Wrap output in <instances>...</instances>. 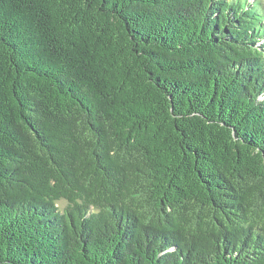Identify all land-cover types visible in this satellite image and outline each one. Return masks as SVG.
<instances>
[{
    "label": "trees",
    "instance_id": "16d2710c",
    "mask_svg": "<svg viewBox=\"0 0 264 264\" xmlns=\"http://www.w3.org/2000/svg\"><path fill=\"white\" fill-rule=\"evenodd\" d=\"M263 41L256 0H0V264H264Z\"/></svg>",
    "mask_w": 264,
    "mask_h": 264
},
{
    "label": "rangeland",
    "instance_id": "374dc122",
    "mask_svg": "<svg viewBox=\"0 0 264 264\" xmlns=\"http://www.w3.org/2000/svg\"><path fill=\"white\" fill-rule=\"evenodd\" d=\"M256 1L259 2L260 6H261V8H262V10H263V12H264V0H256ZM262 43H264V41H263ZM60 206L63 207L64 204H63V203H60Z\"/></svg>",
    "mask_w": 264,
    "mask_h": 264
}]
</instances>
